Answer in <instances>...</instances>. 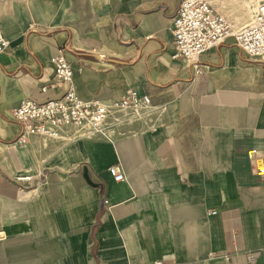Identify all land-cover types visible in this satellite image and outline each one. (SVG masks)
<instances>
[{"label":"crops","instance_id":"obj_1","mask_svg":"<svg viewBox=\"0 0 264 264\" xmlns=\"http://www.w3.org/2000/svg\"><path fill=\"white\" fill-rule=\"evenodd\" d=\"M180 1L0 0V264H264V60L233 37L174 59ZM212 3L235 26L250 13ZM60 49L83 99L135 88L162 112L111 139L69 128L20 144L13 108L70 87L55 78Z\"/></svg>","mask_w":264,"mask_h":264},{"label":"built area","instance_id":"obj_2","mask_svg":"<svg viewBox=\"0 0 264 264\" xmlns=\"http://www.w3.org/2000/svg\"><path fill=\"white\" fill-rule=\"evenodd\" d=\"M174 35V59L198 61L209 49L233 37L236 45L248 57L264 60V1L253 10L251 20L235 26L228 17L219 12L212 0H181L178 10L172 18ZM10 39L0 25V52L10 47ZM55 78L70 83L59 98L37 101L24 98L13 108L12 116L21 125L18 138L20 144L28 141L30 135H40L60 139L66 129L72 128L80 137L103 136L111 139L122 124L137 121H151L155 114L162 112V107L152 103L150 97L135 88L128 89L122 97L111 101L83 99L74 86V69L63 49L52 56ZM195 75L204 71L196 63ZM47 89V86L42 88ZM253 162L257 161V150L251 152ZM116 181H123L125 174L119 165L109 168ZM256 173L264 177V165L256 166ZM30 176H21L19 180H30ZM104 203H108L104 197ZM211 210L210 214H215ZM255 257L249 255V264H254ZM156 264H163L162 261Z\"/></svg>","mask_w":264,"mask_h":264},{"label":"rangeland","instance_id":"obj_3","mask_svg":"<svg viewBox=\"0 0 264 264\" xmlns=\"http://www.w3.org/2000/svg\"><path fill=\"white\" fill-rule=\"evenodd\" d=\"M231 3H237L240 4L241 6L243 5L245 9L250 5V13L248 9H246L245 14L241 15V21L247 23L248 21L251 20L253 9L262 1L264 0H229Z\"/></svg>","mask_w":264,"mask_h":264},{"label":"water","instance_id":"obj_4","mask_svg":"<svg viewBox=\"0 0 264 264\" xmlns=\"http://www.w3.org/2000/svg\"><path fill=\"white\" fill-rule=\"evenodd\" d=\"M84 175H85V177H86V179L88 180L89 183L95 185V183H93V182L91 181V179H90V174H89V172H88L87 169L84 170Z\"/></svg>","mask_w":264,"mask_h":264}]
</instances>
